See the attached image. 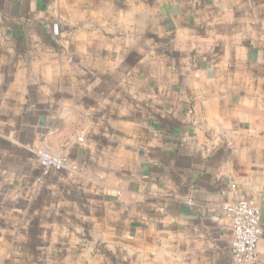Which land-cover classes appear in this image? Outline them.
<instances>
[{
    "label": "crops",
    "instance_id": "crops-1",
    "mask_svg": "<svg viewBox=\"0 0 264 264\" xmlns=\"http://www.w3.org/2000/svg\"><path fill=\"white\" fill-rule=\"evenodd\" d=\"M243 198L264 264V0H0V264H238Z\"/></svg>",
    "mask_w": 264,
    "mask_h": 264
},
{
    "label": "built area",
    "instance_id": "built-area-1",
    "mask_svg": "<svg viewBox=\"0 0 264 264\" xmlns=\"http://www.w3.org/2000/svg\"><path fill=\"white\" fill-rule=\"evenodd\" d=\"M82 140L81 137H77ZM35 155L43 175L50 171L61 172L71 168L68 159L53 152L47 145L36 148ZM230 220L231 250L238 264H246L257 256V248L262 233L260 209L255 200L243 198L224 207Z\"/></svg>",
    "mask_w": 264,
    "mask_h": 264
}]
</instances>
